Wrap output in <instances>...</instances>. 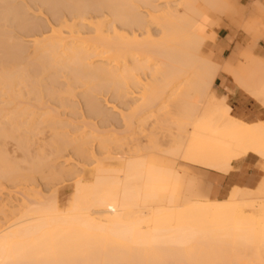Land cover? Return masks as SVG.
Here are the masks:
<instances>
[{"label": "bare ground", "instance_id": "obj_1", "mask_svg": "<svg viewBox=\"0 0 264 264\" xmlns=\"http://www.w3.org/2000/svg\"><path fill=\"white\" fill-rule=\"evenodd\" d=\"M201 2L233 10L230 0H0V197L10 191L0 201V264H214L229 262V249L236 264L244 249L264 264V223L242 217L252 200L182 202L170 165L174 157L227 174L249 154L264 159V125L233 117L214 88L224 72L264 107V62L253 57L246 72L233 55L218 64ZM87 128L110 132L93 147ZM160 148L168 151L152 152ZM71 157L92 168L81 177ZM56 175L76 182L71 208L59 206Z\"/></svg>", "mask_w": 264, "mask_h": 264}, {"label": "rangeland", "instance_id": "obj_2", "mask_svg": "<svg viewBox=\"0 0 264 264\" xmlns=\"http://www.w3.org/2000/svg\"><path fill=\"white\" fill-rule=\"evenodd\" d=\"M226 1H229V0H226ZM232 1V2H231ZM257 3H260V4H262L263 6H264V0H250V4L249 5H246V3H245V1H241V0H230V4H232L231 5V9H233V10H231V13H232V11H234V9H235V12L234 13H230V12H228V13H225V14H217V13H219V12H217L216 13V11L214 12V10H212V9H210L207 5H205V3L204 2H201L200 3V6L201 7H203L205 10H207V13H208V17H210L209 18V27H210V29L212 30V31H214L215 32V34H216V36H217V34H218V32L220 31V29L221 28H223V27H225V28H227V29H230V30H232V31H234L235 32V35L236 36H238V39H240V40H242V42H243V44H244V47L246 46V45H250V47H251V49H253V50H251V54H252V56H255L256 58H258V59H260V60H262L263 62H264V53H263V55L260 57V55H259V52H257V49H258V44H259V42L260 41H264V35H263V30H264V22L263 21H261L260 22V20L264 17V11L263 12H260V11H257V13H253L252 12V9H254V8H256V5H257ZM212 10V11H211ZM242 10H245L246 11V13L244 14V15H241V12H242ZM250 12V13H249ZM252 12V13H251ZM37 14H39V13H37ZM37 14H35V15H37ZM44 14V13H43ZM42 14V15H43ZM31 15H33V14H31ZM41 14H39L38 16H39V18L40 19H42V20H44V18H42L41 16H40ZM45 15V14H44ZM43 15V17H45V16H47V15H45L44 16ZM243 17V18H242ZM47 18V17H46ZM242 18V19H241ZM259 20V21H258ZM45 21V20H44ZM255 21V22H254ZM211 22H212V24H211ZM258 22H259V25L261 26V24L263 23V25L261 26V27H259V25H258V29H257V24H258ZM256 23V24H255ZM212 25V26H211ZM252 25H254V26H252ZM214 26V27H213ZM213 27V28H212ZM256 28L257 30H258V32L256 33L255 32V34H257V35H255V34H253L254 32H252V30L250 31V33L248 32L249 31V29H251V28ZM246 32L248 33V35L246 34ZM260 32H263V33H260ZM261 35H263L262 36V38H261ZM251 36V37H250ZM257 36V37H256ZM260 38H259V37ZM252 38V39H251ZM256 39L255 41L253 40V39ZM259 39V40H258ZM26 40V39H25ZM216 40H217V38H216ZM252 41H253V43H252ZM210 42H212V40L210 39L209 41H208V44L206 45V46H208L209 45V43ZM256 42V43H255ZM210 44H212V43H210ZM214 57H215V61L218 63V64H224L227 60H220L219 58H218V55H217V50L214 52ZM225 61V62H224ZM248 62V59H247V57L245 56V54H244V52L242 51L241 52V55H240V61H239V65H241V66H245L246 65V63ZM250 66V69L252 70L253 69V64H251V65H249ZM222 74V73H221ZM262 75L264 76V72H262ZM231 76V75H230ZM232 77V76H231ZM235 82V81H234ZM237 85V84H236ZM238 86V85H237ZM239 87V86H238ZM239 88H241V87H239ZM216 92V91H215ZM217 93V92H216ZM246 93V92H245ZM100 96V95H99ZM217 96H219V97H221L222 95H220V94H217ZM252 97H254L253 95H251ZM100 97H103V95L102 96H100ZM104 98H106V97H104ZM255 98V97H254ZM78 100V99H77ZM255 100L256 101H258L257 102V104H258V107H256L253 111H258V112H264V107L260 104V101H259V99L257 100L256 98H255ZM79 101V100H78ZM228 104L231 106V101H228ZM172 112H176V110L174 111H172ZM231 115H233V117H235V118H237V119H239V120H241L242 122H244V123H246L245 121H243V119H242V113L240 112V111H237V110H234V111H232V113H231ZM263 117H264V114L262 115ZM176 118V117H175ZM175 118H173L174 120L173 121H175L176 119ZM178 118H180V117H178ZM178 118H177V120H178ZM182 118V117H181ZM180 121V120H179ZM183 121V120H182ZM181 122V121H180ZM246 124H249V123H246ZM263 125H264V123H262ZM250 125H252V124H250ZM174 129V128H173ZM85 131H88V132H90V131H93L94 132V134H93V136L94 137H91V145L94 147V146H96L97 144H98V142H99V140L96 138V136H98V135H101V134H103V135H101V136H105V134H109V132L110 131H106V133H105V131H102V132H99V134L96 132V130L95 129H92V128H87ZM173 131H176V130H173ZM172 131V132H173ZM188 131H189V129H188ZM116 132H120V130H116ZM164 132H166V135L169 133L168 131H164ZM164 132H162V134L164 133ZM168 132V133H167ZM177 132V131H176ZM173 133H175V132H173ZM165 134V133H164ZM163 134V135H164ZM119 135V136H118ZM117 136L119 137V138H122L123 137V135H120V134H118ZM114 137H116L115 135L112 137V138H114ZM175 140H176V144H178L177 143V139H174L173 141L174 142H172V144H175ZM13 143V142H12ZM134 143L132 142V143H130L129 144V146L131 145H133ZM175 145H173V147H174ZM172 147V146H171ZM172 147V148H173ZM8 148L10 149V150H13V149H11L12 148V146L11 147H9L8 146ZM14 148V147H13ZM167 148H169V147H167ZM174 148H176V146L174 147ZM8 149V150H9ZM170 149V148H169ZM9 150V151H10ZM15 150V149H14ZM13 150V151H14ZM12 151V152H13ZM160 151H168V150H166V148H160V150H155V151H152L154 154H158ZM12 152L10 151L9 152V155L10 154H12ZM125 152V151H124ZM129 152V151H128ZM161 153V152H160ZM14 154V153H13ZM15 156H17L16 154H14ZM256 155V154H255ZM160 156V155H159ZM12 158H16V157H12ZM171 158H173V159H171ZM169 157V160L171 161L170 162V165L171 166H174L176 169H177V171H178V174H180L179 175V177H180V179H182V181L184 182V184H185V187H186V191L185 192H183L180 196H179V200L180 201H182L183 202V200L185 199V197H191L192 198V200H198V199H200V200H208V199H210V196H209V194L207 193L208 191H209V184L207 183V180H206V174H205V171H207V170H211V171H217V172H219V170H215V169H209V168H205V167H201L200 165H197V164H191L190 162H185V161H182V160H175L176 158H174V157ZM246 158V157H245ZM242 159H244V158H242ZM242 159H240V160H242ZM262 159V158H261ZM17 160H20V159H17ZM175 160V161H174ZM240 160H238V161H240ZM264 160V159H263ZM154 162H158V163H168L169 161H164V159H161V158H157V159H155L154 160ZM173 162V163H172ZM175 162V163H174ZM237 162V161H236ZM68 164H72L75 168H76V170L77 171H79V173L81 172V171H83L84 169H91L92 168V166L91 167H88V166H86V165H84L81 161H80V159H78L77 157H71L70 159H69V161H68ZM169 164V163H168ZM107 169H108V167H107ZM118 171H117V170ZM120 169V170H119ZM122 169V170H121ZM124 167H120V168H113V172L114 171H116L118 174H123L122 172H124ZM122 171V172H121ZM120 172V173H119ZM220 172H223V171H220ZM83 173V172H82ZM225 173V172H224ZM81 174V173H80ZM83 175L81 174V177H82ZM61 177V176H60ZM59 176L57 177V175H56V178H59V181L57 180V179H55V178H53V180L51 181V182H54V180L57 182V184H54V185H56V186H54V187H56L58 190H60V193H59V206H60V208H62V209H67V208H71L72 206H73V201H74V193H75V186H77L76 185V182H74V181H72V182H63V181H61V179H63L62 177L60 178ZM74 182V183H73ZM2 184V183H1ZM1 186V185H0ZM52 185H50L49 187H51ZM54 187H53V190H54ZM190 187L192 188V189H190ZM3 187H1L0 188V192L2 191L1 189H2ZM48 188V187H47ZM46 188V189H47ZM46 189L44 188V187H40L39 189H38V191H39V193L41 194V197L43 198V197H45L44 199L45 200H47V199H51L52 200V197H53V195H52V193H51V189L52 188H48L47 190L48 191H46ZM36 191L35 192H37V189H35ZM44 190V191H43ZM258 190V189H257ZM257 190H255V191H257ZM4 196L1 198L0 197V201H2V199H5V200H7V194H9L8 193V191H9V189H4ZM46 191V192H45ZM190 191V192H189ZM10 192V191H9ZM13 193H11V194H13V197H15L16 195V197H20V198H22V199H26V197L24 196V194L22 195V193H20V194H17V191L15 192V191H12ZM35 192H33V191H31V190H28V193L29 194H32V193H35ZM206 192V193H205ZM15 193V194H14ZM54 193V192H53ZM186 194H188L187 196H186ZM185 195V196H184ZM190 195V196H189ZM6 196V197H5ZM47 198V199H46ZM230 201H235V200H245V199H251L252 201L250 202V203H248L249 205H250V207L252 208V209H254V210H250V209H243L242 210V217H244V218H249V219H252L253 221H257L258 223H264V190H260V191H257V192H253L252 193V191H243L242 193H240L239 195H229V197H227ZM257 199V200H256ZM11 200H13L14 201V199H11ZM46 202H50L49 200L48 201H46ZM14 204H15V202H14ZM263 221V222H262ZM260 245H261V243H260ZM259 245V246H260ZM227 247H228V245H226ZM224 247V246H223ZM229 247H231V246H229ZM228 247V248H229ZM227 249V248H226ZM221 250H223V248H221ZM220 250V251H221ZM245 251H243L245 254H246V256H245V263H247V264H250L251 262L250 261H247V260H250V259H247V251L249 250V249H244ZM219 251V249H217V253L219 254H221L223 251H224V253H226V252H228V250L225 252V247H224V250L223 251H221L220 252ZM235 251H237V250H235ZM229 252L232 254V256H230V255H228L230 258H233L234 256V254L233 253H235L234 251L233 252H231V249H229ZM238 252V251H237ZM243 252H241L240 251V254H242ZM247 252V253H246ZM250 252V251H249ZM216 253V252H215ZM243 253V254H244ZM217 255V254H216ZM236 255V254H235ZM218 256V255H217ZM216 256V257H217ZM228 256H227V254L225 255V257L226 258H228ZM250 256V255H249ZM249 256H248V258H249ZM221 256H218V258L216 259V258H214V259H212V260H210V261H208V262H210V263H214V264H233V262H234V264H236V260H234V258L236 257H234L233 259H230V258H228L227 259V261H229V262H226V261H224V259H222V258H220ZM224 257V258H225ZM240 257L242 258V256L240 255ZM253 257V256H252ZM225 258V259H226ZM218 260L217 262H213V261H216V260ZM221 259V260H220ZM256 259V258H255ZM219 260L220 261H222V262H219ZM240 260V259H239ZM253 260V261H252ZM251 261H252V263L251 264H254L253 262L255 261L254 260V258L252 259ZM238 261V260H237ZM240 262V261H239ZM239 262H237V264L239 263ZM243 262V260H242V262L241 263H243V264H245ZM257 261H255V263H256ZM258 263V262H257ZM256 263V264H257ZM240 264V263H239Z\"/></svg>", "mask_w": 264, "mask_h": 264}, {"label": "crops", "instance_id": "obj_3", "mask_svg": "<svg viewBox=\"0 0 264 264\" xmlns=\"http://www.w3.org/2000/svg\"><path fill=\"white\" fill-rule=\"evenodd\" d=\"M241 1H245L246 5L250 4V0ZM252 12L254 14L257 13V5L256 8L252 9ZM245 13L246 11L242 10L241 15ZM215 43L219 46L217 49L218 58L223 61L228 60L232 55L235 56V65L243 72H246L250 60L253 57L256 58L252 56L249 49L244 47L242 40L238 39L235 32L225 27L221 28L218 32ZM242 51L248 59L245 66L239 65ZM257 52H259L260 57L263 55L264 41L259 42ZM221 73L215 81L214 88H216L215 91L217 94L222 96L226 94L229 96L233 111H240L242 113V119L246 123H264V117L262 116L264 112L260 113L258 111H253L258 107L255 98L249 93H245L242 88H239L232 77L224 72ZM205 174L207 183L209 184V191L207 193L210 199L208 200L219 201L228 199L227 197H229L230 194L239 195L243 191H252L253 193L264 190V160L255 154H249L248 157L234 162L231 171L227 174L211 170L205 171Z\"/></svg>", "mask_w": 264, "mask_h": 264}, {"label": "snow or ice", "instance_id": "obj_4", "mask_svg": "<svg viewBox=\"0 0 264 264\" xmlns=\"http://www.w3.org/2000/svg\"><path fill=\"white\" fill-rule=\"evenodd\" d=\"M205 88L208 89L209 90V94H211V91H210L211 85H210V83L206 84ZM224 103L225 102H224L223 99L218 100V106L219 107H224ZM51 203H52V206L54 207L55 206V201L53 200Z\"/></svg>", "mask_w": 264, "mask_h": 264}]
</instances>
